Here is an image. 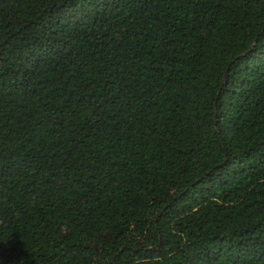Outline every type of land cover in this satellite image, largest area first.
I'll list each match as a JSON object with an SVG mask.
<instances>
[{
  "label": "trees",
  "instance_id": "trees-1",
  "mask_svg": "<svg viewBox=\"0 0 264 264\" xmlns=\"http://www.w3.org/2000/svg\"><path fill=\"white\" fill-rule=\"evenodd\" d=\"M0 264H264V0H0Z\"/></svg>",
  "mask_w": 264,
  "mask_h": 264
}]
</instances>
